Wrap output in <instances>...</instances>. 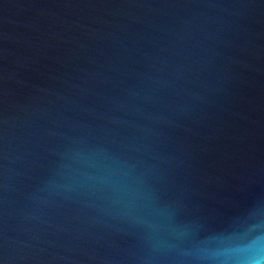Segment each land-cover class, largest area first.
Wrapping results in <instances>:
<instances>
[{
    "label": "water",
    "instance_id": "water-1",
    "mask_svg": "<svg viewBox=\"0 0 264 264\" xmlns=\"http://www.w3.org/2000/svg\"><path fill=\"white\" fill-rule=\"evenodd\" d=\"M264 222V0H0V264H199Z\"/></svg>",
    "mask_w": 264,
    "mask_h": 264
},
{
    "label": "clouds",
    "instance_id": "clouds-1",
    "mask_svg": "<svg viewBox=\"0 0 264 264\" xmlns=\"http://www.w3.org/2000/svg\"><path fill=\"white\" fill-rule=\"evenodd\" d=\"M199 264H264V222L240 223L198 249Z\"/></svg>",
    "mask_w": 264,
    "mask_h": 264
}]
</instances>
